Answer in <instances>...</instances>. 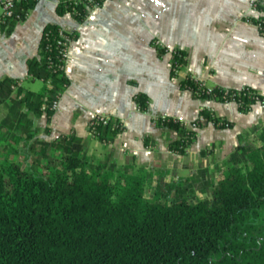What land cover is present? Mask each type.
<instances>
[{
    "label": "trees",
    "instance_id": "obj_1",
    "mask_svg": "<svg viewBox=\"0 0 264 264\" xmlns=\"http://www.w3.org/2000/svg\"><path fill=\"white\" fill-rule=\"evenodd\" d=\"M104 1L60 0L56 9L82 22ZM34 4L18 1L20 19H5L0 31L10 33ZM63 35L76 38L75 32L47 25L37 56L27 60L26 81H42L40 91L25 88L22 79L0 80V103L10 99L0 122V264H264V125L258 144L237 146L218 180L201 189L202 197L180 181L153 180L143 168L117 166L110 153L89 155L73 133L28 142L34 133L22 109L49 118L52 102L70 84L59 44ZM154 45L164 54L166 48ZM175 50L173 63H186L185 52ZM179 84L197 98H213L190 78ZM237 89L214 86L213 99L223 102L237 94L241 112L256 103L255 94L264 102L249 86ZM134 101L147 109L146 94L136 93ZM199 113L214 125L222 118L207 108ZM156 123L179 131V139L169 144L178 153L196 136L172 118L157 117ZM122 129L110 118L90 131L107 144ZM20 155L25 164L16 159Z\"/></svg>",
    "mask_w": 264,
    "mask_h": 264
},
{
    "label": "crops",
    "instance_id": "obj_2",
    "mask_svg": "<svg viewBox=\"0 0 264 264\" xmlns=\"http://www.w3.org/2000/svg\"><path fill=\"white\" fill-rule=\"evenodd\" d=\"M59 1L38 0L10 33L0 31V80L22 79L25 88L40 81H26L27 60L37 56L44 28L55 24L76 34L64 67L70 84L58 107L49 118L22 109L34 133L28 142L73 133L89 155L102 158L110 153L117 166L143 168L153 180L180 181L198 197L202 188L218 180L237 146L258 144L264 102L241 112L235 102L195 97L171 73V49L178 48L185 52V74L211 87L249 86L264 96V33L245 21L257 16L253 0H106L91 7L82 22L58 13ZM154 42L166 48L164 54L159 55ZM138 92L148 97L144 111L134 101ZM6 104L10 99L0 103V122ZM202 108L230 126L203 124L184 153L171 150L169 144L180 133L160 127L156 118L167 114L192 121ZM97 114L123 127L107 144L90 133L89 121Z\"/></svg>",
    "mask_w": 264,
    "mask_h": 264
},
{
    "label": "built area",
    "instance_id": "obj_3",
    "mask_svg": "<svg viewBox=\"0 0 264 264\" xmlns=\"http://www.w3.org/2000/svg\"><path fill=\"white\" fill-rule=\"evenodd\" d=\"M20 0H0V24L5 22V19L7 18H16L20 19L19 14H15V7L17 2ZM31 2H37L38 0H29ZM252 8L254 11L257 12V16L255 19L251 18H246L245 21L252 23L256 26V28L259 30L260 33H264V0H253L252 1ZM71 39L68 38L66 35L62 36V40H59V44L63 45V50H62V59L64 61V67L66 60L68 58V50H69V45H70ZM175 49H171V55L173 56L175 54ZM183 59L186 60V56H183ZM184 67H185V62L184 61H179L176 63H173V57L171 59V71L175 74L174 76L181 79L185 78H190L192 79L195 83H197L198 87L201 89V92L204 94H211L213 98H217L218 96L214 93L213 87L206 85V83L196 77L195 75L192 74H185L184 72ZM219 88H225V87H220ZM238 91L240 88L237 89ZM192 92V90H191ZM195 95H199L200 93L197 90H194ZM239 94V93H238ZM253 100L256 102H260V99L257 94H255L253 97ZM223 102H235L236 104H241V101L237 99V94H232L230 97L226 96L223 98ZM252 106V105H251ZM58 107V99L54 100L51 104V109L54 111ZM138 110H141L140 105H137ZM251 108V107H250ZM162 118H172L175 121H178L181 123V125L186 128V129H191V130H197L201 125L206 123L205 117L199 113L197 117L192 120V121H181L176 118L170 117L167 114H163L160 116ZM110 122V118L105 116V115H100L97 114L91 118L89 121V130L93 128L96 125L102 124L106 125ZM211 123V121H208ZM213 124V123H212ZM216 126H221V127H229L230 122L225 120L224 118H219L217 123L215 124ZM91 133V131H90Z\"/></svg>",
    "mask_w": 264,
    "mask_h": 264
},
{
    "label": "rangeland",
    "instance_id": "obj_4",
    "mask_svg": "<svg viewBox=\"0 0 264 264\" xmlns=\"http://www.w3.org/2000/svg\"><path fill=\"white\" fill-rule=\"evenodd\" d=\"M25 86H26L27 88L32 89L33 91H36V92H37V91H40V90L42 89V87H43V85L41 84L40 81H38L37 83H35V84H33V85H30V84L26 83ZM21 144H22V142H21ZM2 149H3V148H1V146H0V154H1V155L4 153ZM2 156H3V155H2ZM16 159L19 160L20 162H22V164H25V163H24V162H25V161H24V157H23L22 155L16 157ZM30 161H31V160H29V162H30ZM146 196L149 197V196H150V193L147 192V193H146Z\"/></svg>",
    "mask_w": 264,
    "mask_h": 264
}]
</instances>
